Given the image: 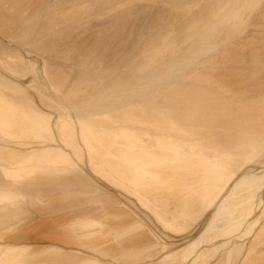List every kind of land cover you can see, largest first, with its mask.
<instances>
[{"label":"rangeland","instance_id":"1","mask_svg":"<svg viewBox=\"0 0 264 264\" xmlns=\"http://www.w3.org/2000/svg\"><path fill=\"white\" fill-rule=\"evenodd\" d=\"M93 99L99 112L73 114ZM0 122L29 151L0 174L1 195L26 197L1 246L39 251L52 244L36 225L99 218L119 242L80 259L184 264L228 226L211 224L226 200L245 208L240 181L264 174V0H0ZM256 206L230 264H264V192ZM23 258L0 249V264Z\"/></svg>","mask_w":264,"mask_h":264},{"label":"crops","instance_id":"2","mask_svg":"<svg viewBox=\"0 0 264 264\" xmlns=\"http://www.w3.org/2000/svg\"><path fill=\"white\" fill-rule=\"evenodd\" d=\"M0 123L4 124L5 122ZM1 124L0 137L9 141L11 143L9 146L13 147V149L9 147H0V174L4 180H7L3 172V168H7V166L9 167L11 164H14L15 161L21 159L22 156L29 154V151L27 148L17 145V141L10 140L9 137L14 139V137H12L13 132L8 127V129H4ZM17 138L20 137L16 136L15 139ZM78 180L79 179L75 178L73 182L76 184ZM69 185H72V183H68L66 181L65 186ZM58 187H60V185ZM21 193L22 192L20 189H18L15 193L12 192L11 194L7 195L0 194V202L5 201V199L12 200L9 201L10 203H4L0 205V212H2L0 215V221L7 218L10 219V213L6 212L7 208L9 209V206L15 207L20 200L26 198ZM124 214L128 216V220L130 221V216L126 213ZM114 215L115 213L107 214L106 219H112ZM108 226L109 225H107L103 219L99 218H76L75 220L67 223H63L61 219H58L48 224L36 225L34 227L35 229L32 230V233L30 232V235H32L35 240L44 243H50L52 245L45 246L39 251H33L31 246L0 245V249L4 251L5 254H9L12 258H16L15 261L14 259L12 260L14 263L16 262L17 258L20 259L24 257L22 259L24 264L37 262L40 259H45L43 260L45 262H38L37 264H100L96 259L93 258L80 259L78 255L82 254V252H80L79 249H86L97 254H102V249L108 245L109 238H112V241L115 243L119 242L117 240L118 236L112 232ZM143 252L144 251L135 252L130 250L127 253L125 252L126 254H124L123 257H126V259H135L138 258ZM67 254H73V256ZM56 257H60V259H56Z\"/></svg>","mask_w":264,"mask_h":264},{"label":"bare ground","instance_id":"3","mask_svg":"<svg viewBox=\"0 0 264 264\" xmlns=\"http://www.w3.org/2000/svg\"><path fill=\"white\" fill-rule=\"evenodd\" d=\"M6 84H8V83H6ZM10 86H11L10 90L14 94L15 93H17V94L23 93V90L21 88L17 87L16 85L11 84ZM113 97H114V99H117L116 98L117 96H113ZM113 97L111 99H113ZM120 99L118 98L117 100H120ZM101 100H103V99H101ZM101 100H99V102ZM111 101H113V100H111ZM95 102H96V100L93 99L90 101L89 104H82V103L74 104V107H72L71 110L73 111V114H75V116L80 117V115L82 113H85L84 111H86L88 107H92L91 108L92 110L98 111L99 107L94 105ZM100 109H101V107H100ZM85 114H87V111ZM28 162H29V160L27 158L22 160V164H24V163L26 164ZM43 177H47L46 174H43ZM240 184H245V186L248 189H254L253 195L247 201L245 208L242 210H231V209L227 210L226 206H225V204L227 202V200H226L222 204L220 209L218 210L217 214H215V216L212 218L211 224L213 225V228H214L217 221L221 217H223L224 215H228L231 217L230 221L228 222V226H226L222 231H220V234L218 235V237L213 241L210 240V235H211L210 233H208V235H205L203 238H201L199 241H197L195 243L193 249L187 253L186 261L184 262V264H209L211 261H213V259H215V257L217 256V254L220 251H223V253H224L223 255H225L224 256V264H230L231 258L233 257L234 252L237 250L236 247L234 249L230 250L231 244H232L231 240L234 237H237L240 241V239L249 236L251 233H253L255 231L257 224H258V221L256 220V222H251V219H252L253 214H254L257 197L260 193L264 192V174H262V175H259V174L254 175L253 174L251 176L250 175L245 176L240 181ZM5 186L6 185L0 184V189L4 188ZM247 196H249V194ZM99 228H100V226H99ZM97 230H99V229H97ZM213 231L215 232L216 229H214ZM218 238H221V239L217 240ZM235 240H237V239H235Z\"/></svg>","mask_w":264,"mask_h":264}]
</instances>
